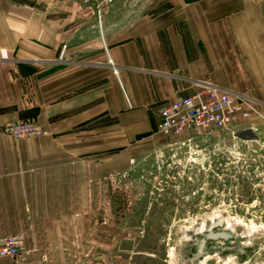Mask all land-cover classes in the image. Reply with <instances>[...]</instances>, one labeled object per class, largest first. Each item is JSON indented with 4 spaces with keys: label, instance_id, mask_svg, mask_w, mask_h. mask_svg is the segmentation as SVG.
<instances>
[{
    "label": "crops",
    "instance_id": "0c3cea01",
    "mask_svg": "<svg viewBox=\"0 0 264 264\" xmlns=\"http://www.w3.org/2000/svg\"><path fill=\"white\" fill-rule=\"evenodd\" d=\"M113 2L90 9L102 15L91 28L98 57L62 55V40L42 45L46 58L0 56V235L34 230L68 196L97 190L176 99L215 87L264 109V0ZM31 64L47 67L28 94L17 74ZM27 118L47 134L4 132Z\"/></svg>",
    "mask_w": 264,
    "mask_h": 264
},
{
    "label": "rangeland",
    "instance_id": "374dc122",
    "mask_svg": "<svg viewBox=\"0 0 264 264\" xmlns=\"http://www.w3.org/2000/svg\"><path fill=\"white\" fill-rule=\"evenodd\" d=\"M113 1L0 0V56L46 58L47 41L62 40V55L98 57L89 53L91 28L102 15L90 9ZM27 67L34 74L17 79L29 94L33 83L41 88L47 66ZM234 94L250 100L232 115L237 124L177 134L153 127V137H136L127 162L100 174L97 190L76 191L51 207L37 229L0 235L23 238L19 253L0 264H264V109ZM219 215L223 222L213 230L234 234L219 243L234 246L191 261L187 244L200 233L190 225Z\"/></svg>",
    "mask_w": 264,
    "mask_h": 264
},
{
    "label": "built area",
    "instance_id": "2783aa9c",
    "mask_svg": "<svg viewBox=\"0 0 264 264\" xmlns=\"http://www.w3.org/2000/svg\"><path fill=\"white\" fill-rule=\"evenodd\" d=\"M248 101L250 100L234 93L205 87L161 107L156 128L164 134H177L185 129L226 130L238 123V118L234 119L232 115L239 111L240 105ZM3 130L13 139L46 134L38 123L30 120L12 121ZM22 242L20 234L1 237L0 257L17 255Z\"/></svg>",
    "mask_w": 264,
    "mask_h": 264
},
{
    "label": "water",
    "instance_id": "95a60500",
    "mask_svg": "<svg viewBox=\"0 0 264 264\" xmlns=\"http://www.w3.org/2000/svg\"><path fill=\"white\" fill-rule=\"evenodd\" d=\"M216 218H217V220L210 221L207 224L205 222H202V223H200L199 226L193 225V224L190 225V229H193L192 232L195 231V233L202 234L204 231L205 232L208 231L204 235V238L203 239H201V240L199 239L198 244H197L198 250H197L196 254H192L191 251L187 253L189 255L190 254L192 255L191 258H190L191 261H194L195 259L196 260H199V259L201 260V259H203V258H205V257H207V256L210 255V253L207 250H204L203 249V246L205 245V239H210V240H215V239L227 240V239L230 238V233L228 231L223 230V229L222 230L215 231V232L212 231V228L215 227V226H217V225H220V223H222L223 222V219H224L220 215L217 216ZM202 224H204V226L207 227V228L201 227ZM236 247H237V250L239 252H242V248H240L239 245H236ZM230 248L231 247H226L225 251L226 250H229Z\"/></svg>",
    "mask_w": 264,
    "mask_h": 264
},
{
    "label": "flooded vegetation",
    "instance_id": "af4514ba",
    "mask_svg": "<svg viewBox=\"0 0 264 264\" xmlns=\"http://www.w3.org/2000/svg\"><path fill=\"white\" fill-rule=\"evenodd\" d=\"M213 220H217V218L215 217ZM203 228H207V227H205L204 226V224H202L201 225ZM212 230H213V228H212ZM215 231H218V230H213V232H215ZM208 231H204L202 234H198L199 236H200V240L201 239H203L204 238V235L207 233ZM233 234V233H232ZM232 234L230 233V237H234V234H233V236H232ZM192 236V235H191ZM199 239H193L192 237L189 239V242H188V252H190L191 251V253L192 254H196V252H197V250H198V248H197V244H198V241H199ZM230 239V238H229ZM218 240V241H217ZM219 241H224V242H227L228 241V239L227 240H221V239H215V240H210V239H205V247L203 246V249L204 250H207L209 253H214V252H217L219 255H222V254H224V252H225V250H224V248L223 247H226V246H230V245H233V244H221V243H219ZM234 246V245H233ZM213 248V249H212ZM215 249V250H214ZM187 256L188 257H190L191 258V254L189 255V254H187ZM196 260V259H195Z\"/></svg>",
    "mask_w": 264,
    "mask_h": 264
}]
</instances>
